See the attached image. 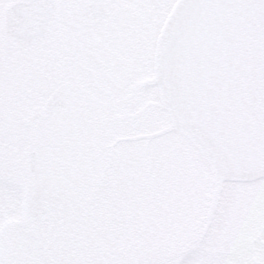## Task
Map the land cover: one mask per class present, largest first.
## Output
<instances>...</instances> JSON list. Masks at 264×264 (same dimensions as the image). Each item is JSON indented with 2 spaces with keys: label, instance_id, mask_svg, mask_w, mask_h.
I'll return each mask as SVG.
<instances>
[{
  "label": "rangeland",
  "instance_id": "obj_1",
  "mask_svg": "<svg viewBox=\"0 0 264 264\" xmlns=\"http://www.w3.org/2000/svg\"><path fill=\"white\" fill-rule=\"evenodd\" d=\"M11 1L0 0L1 39ZM1 39L0 264H133L147 249L155 254L136 264H264V179L254 188L223 183L206 229L213 171L177 132L144 137L169 126L154 88L144 89L154 104L118 109L116 117L28 122L45 114L43 94L62 81L39 73H61L51 56L59 45L50 40L41 59L34 50H8ZM144 70L138 81L151 77V62ZM146 233L149 245L136 244Z\"/></svg>",
  "mask_w": 264,
  "mask_h": 264
},
{
  "label": "water",
  "instance_id": "obj_2",
  "mask_svg": "<svg viewBox=\"0 0 264 264\" xmlns=\"http://www.w3.org/2000/svg\"><path fill=\"white\" fill-rule=\"evenodd\" d=\"M27 1L4 14V34L18 47L39 43L53 12ZM153 73L170 125L146 137L179 132L211 167L209 222L223 182L264 178V0H177L155 42ZM27 171L35 181L34 152Z\"/></svg>",
  "mask_w": 264,
  "mask_h": 264
},
{
  "label": "flooded vegetation",
  "instance_id": "obj_3",
  "mask_svg": "<svg viewBox=\"0 0 264 264\" xmlns=\"http://www.w3.org/2000/svg\"><path fill=\"white\" fill-rule=\"evenodd\" d=\"M21 1L25 0L11 1L1 13L0 39L5 47L16 52L34 50L45 59L50 40L59 45V52L50 55L61 62V73L43 69L39 73L44 71L46 79L60 76L62 81L43 94L45 114L37 112V119L74 125L80 119L94 120L107 114L116 117L118 109H143L154 104L144 100L148 86L154 88L159 103L152 54L159 28L176 0H40L53 9L46 35L39 43L18 47L4 34V11ZM149 62L151 77L138 81L137 75L148 69ZM120 116L134 115L125 112ZM258 181L237 184L254 188Z\"/></svg>",
  "mask_w": 264,
  "mask_h": 264
},
{
  "label": "trees",
  "instance_id": "obj_4",
  "mask_svg": "<svg viewBox=\"0 0 264 264\" xmlns=\"http://www.w3.org/2000/svg\"><path fill=\"white\" fill-rule=\"evenodd\" d=\"M150 239H151V234L150 233H146L139 242H136V244L140 243L139 245H149ZM191 241L188 242V241L184 240V241H182V243H185L186 244V243H190ZM128 243L124 245V247H123L124 250H128L129 249L130 244H128ZM142 253L143 254H141V256L137 260H135L133 264L142 262L143 260H146V259L152 257L155 254L154 252H152L151 249H150V251L147 249L145 252H142ZM127 256H131V255H127ZM134 256H136V255L133 254L132 257H134ZM98 261L100 263L102 262V264H109V263L110 264H125V263H121L119 260L116 261V259H114V262L113 261L112 262L111 261L108 262L107 260H102V259L101 260H98Z\"/></svg>",
  "mask_w": 264,
  "mask_h": 264
}]
</instances>
